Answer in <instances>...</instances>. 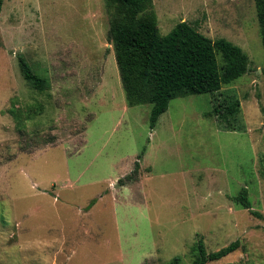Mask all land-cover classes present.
<instances>
[{
  "label": "rangeland",
  "instance_id": "obj_1",
  "mask_svg": "<svg viewBox=\"0 0 264 264\" xmlns=\"http://www.w3.org/2000/svg\"><path fill=\"white\" fill-rule=\"evenodd\" d=\"M153 1L162 35L187 21L247 53L248 72L223 87L241 101L245 128L222 129L206 93L172 99L151 128L153 104H127L105 0H4L0 264H191L199 241L215 251L235 240V252L208 264H264L255 0ZM20 57L48 89L25 80ZM244 188L250 208L234 199Z\"/></svg>",
  "mask_w": 264,
  "mask_h": 264
},
{
  "label": "trees",
  "instance_id": "obj_2",
  "mask_svg": "<svg viewBox=\"0 0 264 264\" xmlns=\"http://www.w3.org/2000/svg\"><path fill=\"white\" fill-rule=\"evenodd\" d=\"M4 0H0V15ZM264 48V0H255ZM109 15L108 39L113 45L120 77L129 106L153 104L150 125L154 128L172 99L179 96L211 94L215 116L224 130H243L241 101L224 92L249 70V57L226 38L212 40L187 21L179 22L168 34L160 32L153 0H105ZM221 56V59H220ZM25 80L35 89L50 87L47 76L34 70L24 57L19 59ZM264 73V68H263ZM140 169L136 163L134 174ZM134 180L132 174L126 180ZM234 199L250 208L244 188ZM259 215V214H258ZM235 240L215 251H207L203 241L194 247L191 264H208L235 252ZM163 264H184L180 256ZM221 264H234L226 262Z\"/></svg>",
  "mask_w": 264,
  "mask_h": 264
}]
</instances>
